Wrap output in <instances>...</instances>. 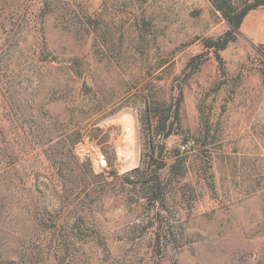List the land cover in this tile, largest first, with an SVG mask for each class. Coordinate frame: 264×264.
Returning a JSON list of instances; mask_svg holds the SVG:
<instances>
[{"label": "rangeland", "instance_id": "obj_1", "mask_svg": "<svg viewBox=\"0 0 264 264\" xmlns=\"http://www.w3.org/2000/svg\"><path fill=\"white\" fill-rule=\"evenodd\" d=\"M226 29L210 0H0V264H264V5L218 59Z\"/></svg>", "mask_w": 264, "mask_h": 264}, {"label": "trees", "instance_id": "obj_2", "mask_svg": "<svg viewBox=\"0 0 264 264\" xmlns=\"http://www.w3.org/2000/svg\"><path fill=\"white\" fill-rule=\"evenodd\" d=\"M214 8L219 11L223 19L227 23V29L216 38H208L204 41V46L208 49H212L218 57V52L225 49L227 45L234 41L239 33L240 25L246 16V14L257 7L264 5V0H210ZM264 53V48H263ZM182 102V90L179 88L178 95L173 102L168 106L162 104L160 101H156L154 97H150L147 105V113L151 118L150 124H148V142L153 147L160 145V138L165 139L171 135L175 127L179 124V112ZM79 137L77 133L73 138V141ZM155 140L156 143L154 142ZM152 156V155H151ZM11 167L6 166L5 171L8 173ZM9 184H12V180L6 177ZM157 185H153L151 189L156 188ZM33 202L28 200L25 206L30 205Z\"/></svg>", "mask_w": 264, "mask_h": 264}, {"label": "built area", "instance_id": "obj_3", "mask_svg": "<svg viewBox=\"0 0 264 264\" xmlns=\"http://www.w3.org/2000/svg\"><path fill=\"white\" fill-rule=\"evenodd\" d=\"M97 163H99L100 165H104L105 158L102 153L97 154Z\"/></svg>", "mask_w": 264, "mask_h": 264}]
</instances>
